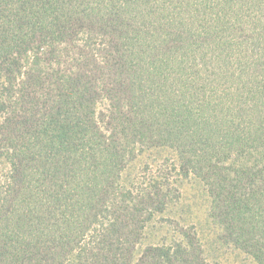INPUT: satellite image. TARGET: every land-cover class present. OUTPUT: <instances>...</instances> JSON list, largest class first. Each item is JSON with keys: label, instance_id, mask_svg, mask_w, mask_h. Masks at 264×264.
I'll list each match as a JSON object with an SVG mask.
<instances>
[{"label": "trees", "instance_id": "obj_1", "mask_svg": "<svg viewBox=\"0 0 264 264\" xmlns=\"http://www.w3.org/2000/svg\"><path fill=\"white\" fill-rule=\"evenodd\" d=\"M0 264H264V0H0Z\"/></svg>", "mask_w": 264, "mask_h": 264}, {"label": "rangeland", "instance_id": "obj_2", "mask_svg": "<svg viewBox=\"0 0 264 264\" xmlns=\"http://www.w3.org/2000/svg\"><path fill=\"white\" fill-rule=\"evenodd\" d=\"M198 187H194V186H186L184 187L183 191H184V198H185V201L189 202V203H194L196 202L197 203V214H196V220H199L202 225L205 223V220H204V214H203V209H204V206L203 204H201L203 202V195L202 193L196 189ZM201 204V206H199ZM203 231L204 233L208 234L209 233V230L207 228V226L203 227Z\"/></svg>", "mask_w": 264, "mask_h": 264}]
</instances>
